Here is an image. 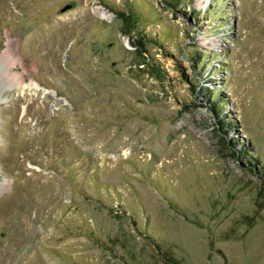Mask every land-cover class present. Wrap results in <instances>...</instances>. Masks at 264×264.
<instances>
[{"label": "rangeland", "instance_id": "374dc122", "mask_svg": "<svg viewBox=\"0 0 264 264\" xmlns=\"http://www.w3.org/2000/svg\"><path fill=\"white\" fill-rule=\"evenodd\" d=\"M6 42L0 264H264V0H0Z\"/></svg>", "mask_w": 264, "mask_h": 264}, {"label": "bare ground", "instance_id": "6f19581e", "mask_svg": "<svg viewBox=\"0 0 264 264\" xmlns=\"http://www.w3.org/2000/svg\"><path fill=\"white\" fill-rule=\"evenodd\" d=\"M95 10L97 14H99L100 16H103V17L111 16L110 12L103 7L101 8L98 6L96 7ZM6 43H7V47L3 50V52L0 53V66H1L0 76H1V80L3 81V84L5 85L3 88L11 89L13 87L18 86L17 77L12 75V73H9V68L16 61V57H15V54L12 52V50L9 48L8 46L9 43L8 42ZM2 99L3 98L0 97V101Z\"/></svg>", "mask_w": 264, "mask_h": 264}]
</instances>
